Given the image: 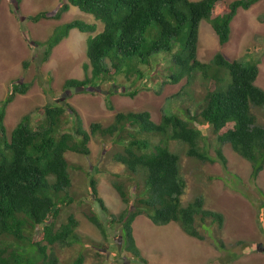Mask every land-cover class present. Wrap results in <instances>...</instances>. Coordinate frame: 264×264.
Returning a JSON list of instances; mask_svg holds the SVG:
<instances>
[{"label":"trees","instance_id":"16d2710c","mask_svg":"<svg viewBox=\"0 0 264 264\" xmlns=\"http://www.w3.org/2000/svg\"><path fill=\"white\" fill-rule=\"evenodd\" d=\"M13 1L20 8L24 0ZM258 2L61 0L56 8L28 18L33 23L60 20L75 6L104 25L101 33L92 36L97 25L73 20L56 28L45 42H39L45 48L41 60L45 63L72 30L90 34L85 78L68 79L65 90L96 89V93L103 92L109 99L112 91L104 92L100 86L115 85L119 76L126 77L132 85L140 82L134 89L132 85H124L119 91L130 97H135L152 78L164 85H178L186 80L189 86L195 85L199 78L204 87L198 97L186 91L188 97L179 106L183 110H177L174 105L182 92L173 96V101L167 100L159 123L153 121L149 111L121 112L109 126L94 123L89 133L72 105L51 102L25 115L9 133L5 124L8 108L31 89L28 83L13 82L0 100V264H61L55 253L48 254L50 250L84 244L76 215L71 214L67 222H60L61 211L63 207L85 204L91 199L110 214L112 222L106 226L101 214L93 209L86 214L87 219L105 237L111 227L121 228L123 250L131 252L143 264L147 260L137 246L133 227L139 216H146L157 226L177 223L188 236L202 241L211 236L213 225L217 229L224 227V215L206 210L202 197L182 205L186 181L181 173V161L185 156L200 163H220L226 168L224 146L228 145L250 163L253 179L264 171V123L259 119H264V90L256 84L264 51L234 61L219 52L204 63L198 59L199 26L202 20L210 22L220 45H226L239 11L249 10ZM261 22L264 23V15ZM163 60L168 65L171 63L165 73L159 67L150 76L143 69L149 66L148 70L152 71ZM188 103L198 107L195 114ZM208 131L214 139L209 138ZM93 136L109 138L113 147L123 148L113 154V161L125 166L128 173L126 179L123 174H116L118 180L113 183L126 205L119 215L112 214L98 196L95 179L89 191L91 199H77L71 192V170L78 166L72 165L67 155L90 156L89 142ZM171 142L182 150H172ZM212 149L215 157L210 155ZM141 171L144 178L135 181L132 175ZM130 187L135 189L134 196ZM258 209L264 234V202ZM237 257L236 253H230L228 259L233 262ZM82 262L80 254L76 264Z\"/></svg>","mask_w":264,"mask_h":264},{"label":"rangeland","instance_id":"374dc122","mask_svg":"<svg viewBox=\"0 0 264 264\" xmlns=\"http://www.w3.org/2000/svg\"><path fill=\"white\" fill-rule=\"evenodd\" d=\"M60 1L24 0L20 8L13 0L0 2V100L7 95L13 82L31 85L29 92L19 96L8 108L5 124L9 133L25 115L51 102L72 105L81 117L84 129L91 133V126L94 123L109 126L121 112L149 111L153 121L159 123L164 115L167 100L173 101V96L182 92L177 98L178 103L174 104L180 111L183 110L179 109V106H182L181 101L188 97L187 90L193 92L196 97L202 93L201 88L204 86L199 78L193 86L187 85L186 80L178 85H164L161 80L152 78L135 97H130L119 93L124 85H132L124 76H119L115 85L105 83L100 86L104 92L112 91L109 99L103 92L96 93V89L89 92L65 90L64 84L68 79L85 78L88 35L73 30L70 38L54 48L49 59L42 63L45 48L40 46L39 42H45L59 23L48 21L36 24L28 19L39 11L55 8ZM224 9L225 7L219 11ZM263 15L264 0L249 10H240L231 25V40L224 46L220 45L211 25L207 21H202L198 59L208 63L218 52H222L226 59L234 61L241 60L248 54L262 53ZM78 18L94 22L93 18L82 14L76 7L65 14L63 20L71 21ZM102 30L103 26L100 24L99 31ZM167 63V60H163L152 70L153 72L148 70L149 66H143V69L150 76L154 75L159 67L164 71L161 73H165L166 68L170 69L171 65ZM137 84L140 82L132 85L131 89ZM257 86L264 90V57L260 64ZM184 87H188L185 92ZM108 101L112 107H109ZM188 104L195 114L198 107ZM259 119L261 124L264 123L262 117ZM208 135L210 139H214L211 131H208ZM157 141L158 139H155V142ZM89 147L90 156L72 153L67 155L71 164L78 166L71 170L73 178L71 192L77 199L87 200L91 189L90 180L95 179L99 196L107 208L115 214H120L124 204L115 191L113 182L118 180L116 174H123V179H126L127 173L125 166L113 161V154L122 151L123 148L119 145L113 147L112 140L102 136H93ZM170 147L175 151L182 150L175 142H171ZM224 151L228 159L226 168L220 163H200L185 156L181 161V173L186 181L183 206L202 197L206 210L220 212L225 216L224 227L217 229L216 225L212 226L209 222L214 230L208 239L201 241L185 235L177 223L157 226L147 217L141 216L135 223V235L141 254L147 260L146 264H264V234L258 209L264 202V171L257 179H253L248 161L234 153L228 145L224 146ZM210 155L216 156L213 149ZM88 174L94 177L90 178ZM143 175L141 171L132 175V178L140 182L144 178ZM91 209L100 213L103 223L109 226L110 214L104 212L94 199L86 201L85 204H73L61 211V222L66 221L71 214L76 215L84 244L73 248L56 247L53 253L60 259V263L76 264L79 254H83L82 264H143L124 252L121 259L114 262L118 247L113 245L119 247L121 245L120 229L116 226L111 227L109 235L104 237L87 219L86 214H90ZM113 240L114 243H111ZM222 245L225 249L221 247ZM230 253L238 255L233 262L228 259Z\"/></svg>","mask_w":264,"mask_h":264},{"label":"clouds","instance_id":"9594fccd","mask_svg":"<svg viewBox=\"0 0 264 264\" xmlns=\"http://www.w3.org/2000/svg\"><path fill=\"white\" fill-rule=\"evenodd\" d=\"M196 1H200V0H196ZM261 1V0H260ZM228 2V1H227ZM232 2V1H231ZM259 3V2H258ZM60 4V2L58 3V5ZM57 5V6H58ZM256 5V4H255ZM56 6V7H57ZM55 7V8H56ZM77 8V7H76ZM252 8V7H251ZM54 9V8H53ZM73 9H75V6H71V9L67 12V13H69L71 10H73ZM48 10H52V9H48ZM77 10V9H76ZM44 11H47V10H44ZM78 11V10H77ZM80 11V10H79ZM39 12H41V11H39ZM81 12V11H80ZM67 13H65V14H67ZM82 14H84V15H87V16H89V17H91V18H93V20H94V22L92 21V22H90V21H86L85 19H83V18H78V19H74V20H83V21H85V22H87V23H90V24H95V25H97V32L96 33H94V34H92V36H95L96 34H99V33H101L103 30H104V25L102 24V23H100L99 21H96V19L92 16V15H88V14H85V13H83V12H81ZM64 14V15H65ZM64 19V16H63V18L62 19H60V20H55V19H51V20H43V21H41V22H39V23H42V22H48V21H54V22H58L59 24L56 26V28H58L59 26H61V25H63V24H65V23H69V22H71V21H73V20H71V21H64L63 20ZM63 20V21H62ZM235 20V19H234ZM202 21H206V20H202ZM202 21H201V23H200V26H199V39H200V31H201V26H202ZM234 22V21H233ZM232 22V23H233ZM207 23H209L210 25H211V27L213 28V26H212V24L210 23V22H208L207 21ZM36 24H38V23H36ZM102 25L103 26V30L102 31H99V25ZM55 28V29H56ZM54 29V30H55ZM74 30H78V29H74ZM232 30V29H231ZM73 31V30H72ZM71 31V32H72ZM79 31V30H78ZM213 31H215L214 29H213ZM71 32H70V35H71ZM70 35H69V37L68 38H70ZM88 36H87V39L89 38V36H90V34H87ZM68 38H66V39H68ZM66 39H64V40H66ZM63 40V41H64ZM218 40H219V38H218ZM231 40V39H230ZM62 41V42H63ZM61 42V43H62ZM230 42V41H229ZM228 42V43H229ZM60 43V44H61ZM59 44V45H60ZM199 45V44H198ZM224 46V45H223ZM219 53V52H218ZM220 53H222V52H220ZM223 54V53H222ZM228 60V59H227ZM230 61V60H229ZM260 67V66H259ZM259 78V77H258ZM256 84H257V82H256ZM21 96H23V95H21ZM19 97V96H18ZM17 97V98H18ZM16 98V99H17ZM15 102V101H14ZM13 102V103H14ZM12 103V104H13ZM71 154V153H70ZM76 155H78V154H76ZM81 156V155H80ZM126 171V170H125ZM127 172H129L128 170H127ZM72 174V173H71ZM127 176H128V173H127ZM91 181V184H92V180H90ZM114 183V182H113ZM128 185V184H127ZM114 186V185H113ZM91 187V186H90ZM115 189V188H114ZM129 190L131 191V193L133 194V196L135 195V189L133 188L132 189V187H130L129 188ZM132 190H134L133 192H132ZM116 191V190H115ZM117 192V191H116ZM118 193V192H117ZM100 194H99V192H98V196H99ZM119 195V194H118ZM185 195V194H184ZM100 197V196H99ZM120 197V196H119ZM101 198V197H100ZM183 198V197H182ZM102 199V198H101ZM120 199H121V197H120ZM122 200V199H121ZM182 202H183V200H182ZM124 204V203H123ZM100 205V204H99ZM182 205H183V203H182ZM65 208H67V207H63V209H65ZM126 208V205L124 204V209ZM62 209V210H63ZM123 209V210H124ZM122 210V211H123ZM121 211V212H122ZM215 212V211H214ZM112 214H114V215H119V214H115V213H113V212H111ZM218 213H220V212H218ZM222 214V213H221ZM61 216V215H60ZM110 217V220H109V223H111L112 222V217L109 215L108 216V218ZM139 217H141V216H139ZM139 217H137V219L139 218ZM146 217V216H145ZM225 217V216H224ZM69 218V217H68ZM137 219L134 221V223H133V227H134V234H135V223H136V221H137ZM149 219V218H148ZM150 220V219H149ZM59 221H60V217H59ZM68 221V219L66 220V221H63V222H67ZM151 221V220H150ZM61 222V221H60ZM152 222V221H151ZM95 226V225H94ZM180 228H181V226L180 225H178ZM117 228H119L118 226H116ZM120 229V232H121V245H120V247L119 246H115V244L113 245V247L115 246V247H118V248H116L117 249V253L115 254V256H114V262H118L120 259H121V257H122V255H124L123 254V252L124 253H126V254H129L132 258H134V259H136V257L130 252H126L125 250H123V247H124V244H125V242H124V238H123V234H122V229L121 228H119ZM181 230H182V228H181ZM183 231V230H182ZM183 233L185 234V235H187L184 231H183ZM103 234V233H102ZM109 235V234H108ZM103 236H104V234H103ZM188 236V235H187ZM105 237V236H104ZM107 237V236H106ZM190 237V236H189ZM135 238H136V235H135ZM193 238V237H192ZM194 239H196V238H194ZM199 240V239H198ZM202 241V240H201ZM114 243V240L113 241H111V243ZM136 243H137V239H136ZM77 246V245H76ZM79 246H81V245H79ZM138 246V245H137ZM57 247H60V246H57ZM75 247V246H74ZM56 248V247H55ZM54 248V249H55ZM60 248H62V247H60ZM66 248V247H65ZM73 248V247H72ZM139 248V247H138ZM54 249L53 250H50V251H54ZM50 251L48 252V254L50 255ZM141 251V250H140ZM118 254V256L116 257V255ZM80 255V254H79ZM82 256H83V254H81ZM83 259H84V256H83ZM137 260V259H136ZM138 262H140L139 260H137Z\"/></svg>","mask_w":264,"mask_h":264}]
</instances>
